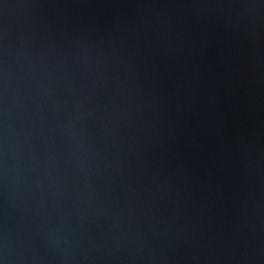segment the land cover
Listing matches in <instances>:
<instances>
[{
  "label": "water",
  "instance_id": "1",
  "mask_svg": "<svg viewBox=\"0 0 264 264\" xmlns=\"http://www.w3.org/2000/svg\"><path fill=\"white\" fill-rule=\"evenodd\" d=\"M0 264H264V0H0Z\"/></svg>",
  "mask_w": 264,
  "mask_h": 264
}]
</instances>
